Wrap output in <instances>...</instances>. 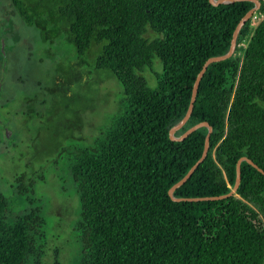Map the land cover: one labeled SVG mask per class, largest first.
Listing matches in <instances>:
<instances>
[{"label": "trees", "instance_id": "trees-1", "mask_svg": "<svg viewBox=\"0 0 264 264\" xmlns=\"http://www.w3.org/2000/svg\"><path fill=\"white\" fill-rule=\"evenodd\" d=\"M9 1L16 10L11 14L36 28L42 42L62 40L78 56H94L95 69L122 88L107 126L67 163L79 202L78 264H264V175L254 167L241 163L239 187L228 198L174 202L168 196L201 157L207 134L200 128L175 142L169 130L185 116L203 64L228 52L237 24L253 4ZM259 1L233 55L207 67L192 113L175 133L200 122L212 127L204 161L174 191L176 198L226 195L241 157L264 171V3ZM1 31L0 25V38ZM155 58L162 72L151 88L142 72ZM3 62L0 52V82ZM10 105L7 100L0 108ZM2 135L0 125V145ZM34 184L24 173L14 175L12 187L26 209L13 216L0 191V264H42L45 219Z\"/></svg>", "mask_w": 264, "mask_h": 264}, {"label": "rangeland", "instance_id": "rangeland-1", "mask_svg": "<svg viewBox=\"0 0 264 264\" xmlns=\"http://www.w3.org/2000/svg\"><path fill=\"white\" fill-rule=\"evenodd\" d=\"M0 11L5 70L0 105L11 102L9 108H0L5 137L0 145V191L9 199V215L19 214L26 204L12 187L13 177L24 173L32 178L45 219L42 264H78L79 202L67 163L77 148L90 144L107 126L123 98L122 88L108 73L95 69L94 56H78L62 40L42 42L36 28L11 14L16 10L9 0H0ZM161 72L155 58L142 75L155 88Z\"/></svg>", "mask_w": 264, "mask_h": 264}, {"label": "water", "instance_id": "water-1", "mask_svg": "<svg viewBox=\"0 0 264 264\" xmlns=\"http://www.w3.org/2000/svg\"><path fill=\"white\" fill-rule=\"evenodd\" d=\"M250 2L253 4L252 9H250L243 17L242 19L239 21V23L237 24L233 34H232V39L230 42V47L229 50L226 54L221 55V56H217V57H212L209 58L208 60L205 61V63L203 64L201 70L199 71V73L197 74L194 84H193V88H192V94H191V99H190V103H189V107L188 110L185 114V116L177 123L175 124L173 127L170 128L169 130V139L171 141H175V142H181L183 141L185 138H187L192 132L200 129V128H206L207 129V134L205 136L204 139V147H203V151L201 154V157L199 158V160L189 169V171L186 173V175L180 180L178 181L176 184H174L169 190H168V196L171 198L172 201L174 202H182V201H188V202H192V201H208V200H222L225 198H228L230 196H232L236 190L239 187L240 184V180H241V172H240V166L242 162H246L247 164L251 165L252 167H254L256 170H258V172H260L262 175H264V171L262 169H260L256 164H254L250 159L246 158V157H241L238 159L237 163H236V176H235V182L234 185L231 189V191L229 193H227L226 195H222V196H216V197H203V198H176L174 197V191L176 189H178L179 187H181L189 178L190 176L193 174V172L195 171V169L198 167L199 164H201L208 152L209 149V138L210 135L212 133V127L209 126L206 122H200L192 127H190L189 129H187L184 133H182L180 136H175V133L180 130L188 121L192 110H193V105L195 102V98H196V94H197V90H198V86L200 83V80L202 78V76L204 75L207 67L212 64V63H217L220 61H224L229 59L234 51H235V47H236V42H237V37L239 35V32L241 30V28L246 24V22L250 19V17L252 16V14L254 12H256L257 10H259L260 8V1L259 0H208V2L213 5V6H218V5H222V4H231L234 2ZM1 52L4 55V40H1ZM0 91H1V83H0ZM9 136V134H6Z\"/></svg>", "mask_w": 264, "mask_h": 264}, {"label": "built area", "instance_id": "built-area-1", "mask_svg": "<svg viewBox=\"0 0 264 264\" xmlns=\"http://www.w3.org/2000/svg\"><path fill=\"white\" fill-rule=\"evenodd\" d=\"M262 2L264 3V0H262ZM257 20V15H254L253 16V21H256Z\"/></svg>", "mask_w": 264, "mask_h": 264}]
</instances>
